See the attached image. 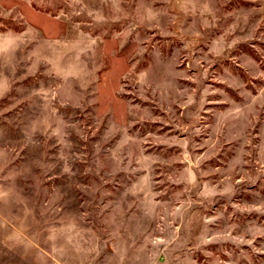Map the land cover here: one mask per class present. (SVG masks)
Wrapping results in <instances>:
<instances>
[{
  "label": "rangeland",
  "instance_id": "374dc122",
  "mask_svg": "<svg viewBox=\"0 0 264 264\" xmlns=\"http://www.w3.org/2000/svg\"><path fill=\"white\" fill-rule=\"evenodd\" d=\"M262 0H0V264H264Z\"/></svg>",
  "mask_w": 264,
  "mask_h": 264
},
{
  "label": "crops",
  "instance_id": "0c3cea01",
  "mask_svg": "<svg viewBox=\"0 0 264 264\" xmlns=\"http://www.w3.org/2000/svg\"><path fill=\"white\" fill-rule=\"evenodd\" d=\"M261 10H262V13L264 15V0L261 1Z\"/></svg>",
  "mask_w": 264,
  "mask_h": 264
}]
</instances>
